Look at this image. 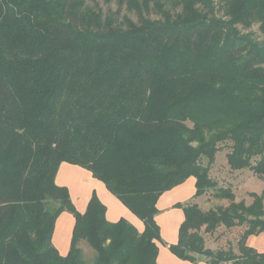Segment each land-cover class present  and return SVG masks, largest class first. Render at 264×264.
Here are the masks:
<instances>
[{
	"label": "trees",
	"instance_id": "trees-1",
	"mask_svg": "<svg viewBox=\"0 0 264 264\" xmlns=\"http://www.w3.org/2000/svg\"><path fill=\"white\" fill-rule=\"evenodd\" d=\"M110 2L111 0H104ZM0 0V264H157L159 197L195 180L193 199L228 201L184 219L169 251L182 261L264 264L248 246L264 233L262 196L246 205L218 188L210 167L229 142L231 170L264 176V0ZM134 14V20L122 11ZM154 16V17H153ZM86 169L132 214L109 222L93 194L81 214L55 177ZM74 219L68 254L52 243L57 218ZM246 225L231 248L202 233Z\"/></svg>",
	"mask_w": 264,
	"mask_h": 264
},
{
	"label": "rangeland",
	"instance_id": "rangeland-1",
	"mask_svg": "<svg viewBox=\"0 0 264 264\" xmlns=\"http://www.w3.org/2000/svg\"><path fill=\"white\" fill-rule=\"evenodd\" d=\"M87 3L91 6H94V4H98L101 8L104 15H106L109 12H114L117 8V3L115 0H111L110 2H105L104 0H86ZM122 15L128 14L131 16L134 20L136 19L134 14H129L125 10L122 11ZM154 17V16H153ZM242 32H249L251 31L254 33L255 37L259 41H264V34L259 30L258 24H253L249 29H241ZM230 151V143L226 142L219 145V150L215 154V159L213 164L210 167L209 176L210 178L217 184L216 189L223 188V189H230L233 195L235 196V201H243L246 205H249L252 202L251 193H254L258 196H262V201L264 205V176L257 177L254 175L249 169L245 168L242 170H231L227 163H226V154ZM68 172H63L59 179L58 184L61 187H65L70 196L71 203L73 204L76 211H81L79 213L83 214L86 211L87 208V196L90 195V198L93 194L98 198L106 208L108 217L113 218L114 222H117L121 218L120 212L121 206H124L115 196H113L106 188L103 190V188L100 187V184L96 185H90L88 182H84L82 178H76L73 176H68ZM65 180H67L68 185H60ZM70 181V182H69ZM190 183V182H185ZM193 195L195 193V183L193 184ZM98 195L102 198L99 199ZM193 195H190V198L193 197ZM188 199H186L184 202H187ZM194 203H197L199 208L202 211H207L211 208H216L218 206H227L228 201L225 200H217L214 198L213 191H208L204 195H201L200 197L193 200ZM186 204V203H181ZM125 207V206H124ZM177 207H174V210ZM162 208H159L158 215L156 217V224L159 227V233H160V241H155L157 248L159 250V255L162 260H165L167 262V257L171 254V252L168 249V246H166L165 242H169L171 238L175 237L177 238L178 235V229L183 221H180L178 223V220L180 219L179 211L178 212H171L172 210H161ZM177 208L176 210H178ZM182 213V212H180ZM181 215V214H180ZM183 216V213H182ZM177 219V221H176ZM126 220V219H124ZM73 216L69 212H63L56 221V227L54 230V240L59 246L60 249L56 250L59 252L60 255L66 256L69 251L70 247V241L72 236V228H73ZM130 224H132L138 232H143L144 225L141 220H139L134 214L130 212V218L129 220H126ZM113 223V222H112ZM178 224L176 231L175 226ZM246 229V225L233 227L231 229H227L223 226H220L217 228V230L213 234H205L202 233L206 246L212 250L216 249H228L231 248L232 251L235 254H238L239 251L237 249V242L240 239L243 231ZM251 245H256V248L259 250L260 248H264V241L259 240L257 238H251L250 240ZM65 242V243H64ZM81 248L83 250V255L85 260L88 264H91L93 252L92 250L84 243L81 244ZM165 251V252H164ZM204 262V261H200ZM180 264L182 262H179ZM195 264H200L199 262ZM223 264H233L231 262L223 263Z\"/></svg>",
	"mask_w": 264,
	"mask_h": 264
},
{
	"label": "crops",
	"instance_id": "crops-1",
	"mask_svg": "<svg viewBox=\"0 0 264 264\" xmlns=\"http://www.w3.org/2000/svg\"><path fill=\"white\" fill-rule=\"evenodd\" d=\"M65 171L68 172V174H69L68 176H71L72 175L71 178L73 176H75L76 178H82L84 180V182H86V183L88 182L90 185L100 184V187L103 188V190H105L104 188H106L104 186V184H102L100 181L94 179L92 177L91 173L89 171H87L86 169L81 168L79 166H75V165H71V164H66V163H62L60 165V167L58 169V172L56 174L55 182H56V184L58 186H59V184L57 183L58 182V179H59L60 175L63 172H65ZM185 182H190V183L187 184ZM185 182L182 183V184H180V185H178V186H176V187H174L173 189H171V190L163 193L159 197V199L157 201V205H156L158 210H159V208H162L161 210H163V211H166V210H170L171 209L172 210L171 211L172 213L175 212V211L176 212L179 211L178 213H179V216H180V219L181 220H178V223L180 221H182V219H184V215L182 216V213L183 212H182V210L180 208L178 210H176L177 208L174 210V206L176 204H181V203H186L187 204V203H190V202H192L194 200L193 197L190 198V195H193L192 194L194 192L193 191V184L195 183V180H194L193 177H190ZM65 183H68L67 180H65L60 185H68V184H65ZM98 197H99V199H102L99 195H98ZM87 199H88L87 200V203H88V201L90 199V195L87 196ZM186 199H188V201L187 202H184ZM100 201H102V200H100ZM120 206H121L120 208L122 210V212H120V215H121L120 217L123 218V219H126V220L128 219L129 220V218H130V211L126 207H124L122 205H120ZM79 212H81V211H79ZM180 212H182V213H180ZM157 215H156V217H157ZM156 217H155V220H156ZM106 219H107V221H109L111 223L114 222L113 218H109L108 217L107 210H106ZM176 221H177V219H176ZM72 222H73V225H74V219H73ZM177 225L178 224H176V226L174 228L175 231H176V228L178 227ZM55 227H56V223H55ZM55 227H54V230H55ZM53 235H54V232H53ZM254 236L257 239H259L261 241L262 240L264 241V233H261V234H258V235H252V236H249L247 238V240H246L247 245L253 247L258 252L264 253V248H260L259 247V250H258L256 248V245H251L250 244V241L249 240L251 238H254ZM168 241L169 242H165L166 243L165 244L166 246L167 245H171V244H175L176 241H177V238L175 236V237L171 238ZM52 243H53V245H54L55 248L60 249L59 246H57V244H56V242L54 240V236H52ZM156 261H157V264H180L179 262H182L181 264H194V263H191V262H188V261H182V260L178 259L176 256H174L172 253L169 255V257H167V262H165V260H162L161 261V258H160V255H159V250H158V256H157V260ZM200 261H204V260H200ZM200 261H198L200 264H206L205 261L204 262H200Z\"/></svg>",
	"mask_w": 264,
	"mask_h": 264
}]
</instances>
